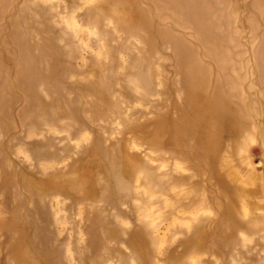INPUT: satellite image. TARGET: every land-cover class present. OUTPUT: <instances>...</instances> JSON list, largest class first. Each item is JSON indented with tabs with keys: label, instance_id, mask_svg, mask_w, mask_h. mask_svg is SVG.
Returning a JSON list of instances; mask_svg holds the SVG:
<instances>
[{
	"label": "rangeland",
	"instance_id": "obj_1",
	"mask_svg": "<svg viewBox=\"0 0 264 264\" xmlns=\"http://www.w3.org/2000/svg\"><path fill=\"white\" fill-rule=\"evenodd\" d=\"M205 2L207 37L166 0H0V264H264V0ZM181 45L234 126L185 112Z\"/></svg>",
	"mask_w": 264,
	"mask_h": 264
},
{
	"label": "bare ground",
	"instance_id": "obj_2",
	"mask_svg": "<svg viewBox=\"0 0 264 264\" xmlns=\"http://www.w3.org/2000/svg\"><path fill=\"white\" fill-rule=\"evenodd\" d=\"M174 6L177 12L189 18L197 27L199 36L207 37L211 33L209 18L207 14L208 5L205 0H166ZM250 9V8H249ZM149 10H140V18L148 21L150 18ZM172 28V27H171ZM178 57L184 73L186 84L190 92V106L185 112H190L199 120L203 127L209 126L214 121L227 122L231 126L237 116V107L223 98V92L216 84L211 92H207L204 80L200 77L201 67L194 61L189 47L181 45L178 48ZM260 53V51L258 52ZM260 68L264 67L259 61ZM261 69V71H263ZM264 80V76L261 77ZM186 119V117H184ZM185 121V120H184ZM183 121V122H184ZM166 127V126H165Z\"/></svg>",
	"mask_w": 264,
	"mask_h": 264
}]
</instances>
